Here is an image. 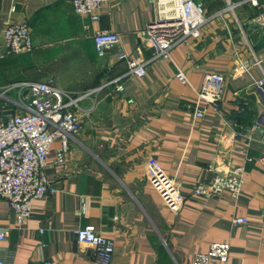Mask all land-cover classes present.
Returning <instances> with one entry per match:
<instances>
[{
	"label": "crops",
	"instance_id": "obj_1",
	"mask_svg": "<svg viewBox=\"0 0 264 264\" xmlns=\"http://www.w3.org/2000/svg\"><path fill=\"white\" fill-rule=\"evenodd\" d=\"M193 1L207 19L200 37L178 44L165 60L144 36L153 20L147 0H109L95 24L76 15L69 0H0V123L23 111L17 102L29 104L19 88L24 82L52 80L88 112L62 161L59 140L48 149L44 174L55 193L32 200L21 226L1 203L4 264H97L92 249L75 241L86 226L112 240L110 264H192L214 243L230 245L224 264H264V92L253 86L264 75L257 22L264 0L233 10L229 3L244 0ZM12 21L28 26L31 52L5 55L1 36ZM98 30L119 38L103 57L92 39ZM119 51L142 63L144 75L130 72ZM246 62L248 71L234 74ZM178 69L188 84L177 80ZM208 73L226 80L217 112L196 96ZM196 108L204 109L197 120ZM151 161L180 180L184 205L177 212L147 181ZM209 167L243 169L237 198L227 191L205 200L192 195L197 182L214 175ZM235 217L248 222L234 225Z\"/></svg>",
	"mask_w": 264,
	"mask_h": 264
},
{
	"label": "built area",
	"instance_id": "obj_2",
	"mask_svg": "<svg viewBox=\"0 0 264 264\" xmlns=\"http://www.w3.org/2000/svg\"><path fill=\"white\" fill-rule=\"evenodd\" d=\"M74 13L82 18H88L92 24L99 22V10L109 0H69ZM260 0H244L229 3L226 10H233L242 3L258 7ZM153 11V20L146 26L144 36L154 50L156 57L170 60V51L183 41L200 37L201 28L207 22L204 8L193 0H147ZM258 24L264 30V10L257 17ZM5 55H19L32 50L30 30L25 23L9 22L1 36ZM95 51L98 57H103L119 42L117 34L110 31H95L92 35ZM117 57L126 62L130 72L138 77L144 75V66L137 59L128 58L119 51ZM258 59L253 65H259ZM249 63H244L234 69V74L248 71ZM175 77L183 84H188L184 72L178 69ZM253 86L264 92V75L253 82ZM226 87L222 74L208 73L203 76L200 89L196 92L198 101H203L206 107L214 112ZM32 97L31 103L15 105L23 110L11 115L6 122L0 123V205L4 202L15 213L18 226L23 225L31 216V201L46 194H54L46 180L44 169L46 157L52 142L59 140L57 161L63 160L69 150V145L79 133L81 116L87 115L78 104L79 99L73 98L67 92L55 88L53 81L24 82L19 85ZM122 91V86L116 87ZM3 107H0L2 110ZM204 109L194 112V119L203 117ZM261 161L264 170V158ZM210 168V167H209ZM214 172L208 181H200L192 187V195L200 199H208L227 191L237 198L243 185V169L240 167ZM147 181L160 196L165 206L171 212H177L184 205L181 196L182 184L177 176L166 174L160 165L151 161ZM244 217H235L234 225H246ZM77 244L89 246L93 251L97 264H110L114 247L112 240L104 237L92 226H86L74 232ZM6 230L0 228V241L5 240ZM229 243L211 244L206 253L197 254L192 264H208L212 259L224 264L229 258ZM0 264H4L0 260ZM42 264H51L43 261Z\"/></svg>",
	"mask_w": 264,
	"mask_h": 264
},
{
	"label": "water",
	"instance_id": "obj_3",
	"mask_svg": "<svg viewBox=\"0 0 264 264\" xmlns=\"http://www.w3.org/2000/svg\"><path fill=\"white\" fill-rule=\"evenodd\" d=\"M25 93H27V91ZM31 100H32V97L31 96H28V103L29 104L31 103ZM263 118H264V113L260 116L259 121L262 120ZM262 124L264 126V123H262Z\"/></svg>",
	"mask_w": 264,
	"mask_h": 264
},
{
	"label": "trees",
	"instance_id": "obj_4",
	"mask_svg": "<svg viewBox=\"0 0 264 264\" xmlns=\"http://www.w3.org/2000/svg\"><path fill=\"white\" fill-rule=\"evenodd\" d=\"M11 108H12V109H13V111H14L15 107H14L13 105L11 106ZM12 115H14V113H13Z\"/></svg>",
	"mask_w": 264,
	"mask_h": 264
},
{
	"label": "rangeland",
	"instance_id": "obj_5",
	"mask_svg": "<svg viewBox=\"0 0 264 264\" xmlns=\"http://www.w3.org/2000/svg\"><path fill=\"white\" fill-rule=\"evenodd\" d=\"M17 111H19V110H17Z\"/></svg>",
	"mask_w": 264,
	"mask_h": 264
}]
</instances>
